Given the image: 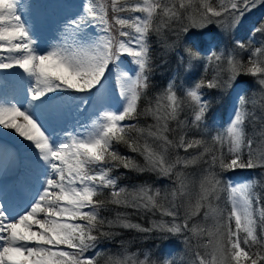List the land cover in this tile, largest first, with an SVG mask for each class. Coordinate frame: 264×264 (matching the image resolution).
<instances>
[{
	"label": "snow or ice",
	"instance_id": "snow-or-ice-1",
	"mask_svg": "<svg viewBox=\"0 0 264 264\" xmlns=\"http://www.w3.org/2000/svg\"><path fill=\"white\" fill-rule=\"evenodd\" d=\"M254 7L256 0H84L62 18L59 41L41 48L38 32L19 14L18 0H0V72L26 81L27 101V107L21 100L0 102V131L13 130L29 142L36 184L22 197L23 207L0 192V264H99V252L85 253L100 238H112L114 228L183 235L189 264H264V193L253 190L260 181L225 184L220 177L238 168L264 169V42L254 46L257 35L264 41V21L253 26L247 43L235 39L231 49L208 50L207 56L196 37L189 39L193 29L212 24L235 29ZM153 32L165 39L172 32L174 43H183L181 64L190 69L204 60V72L212 69L215 75L202 76L183 98L173 78L141 108L149 88ZM240 52L249 53L246 60ZM126 60L132 67L125 68ZM241 75L255 79L259 99L238 92L227 126L213 134L205 123L210 103L202 89L231 87ZM110 79L111 90L105 85ZM64 107L78 115L92 109L95 119L90 127L81 124V131L57 136L41 116L47 113L55 123V113ZM186 107L191 118L181 119ZM141 118L152 123L140 125ZM248 124L259 127V146L246 133ZM191 130L207 132L211 144L203 135L190 137ZM118 145L143 157V164L121 154ZM121 167L167 177L172 187H118L113 171ZM196 168L198 177L189 171ZM105 190L108 196L102 198ZM108 205L158 212L171 221L146 228L126 219V213L107 219L101 213ZM105 264H177V258L173 252L143 259L133 253L109 256Z\"/></svg>",
	"mask_w": 264,
	"mask_h": 264
},
{
	"label": "trees",
	"instance_id": "trees-1",
	"mask_svg": "<svg viewBox=\"0 0 264 264\" xmlns=\"http://www.w3.org/2000/svg\"><path fill=\"white\" fill-rule=\"evenodd\" d=\"M110 2V0H106ZM218 3L219 0H214ZM261 9L264 14V3L256 0V7L251 8L250 11H246L241 23L235 27V29H224L219 25L212 24L205 28L203 31L193 29L191 31L189 39L191 37H196L201 49H205L203 55L207 56L208 50H224L231 49L234 44L235 39H244L247 43V38L251 35V30L254 25H258L260 16L257 13H253L254 10ZM122 16L129 15H141L139 13H121ZM112 13L109 9V19H111ZM264 21V20H262ZM127 30V29H126ZM183 36L180 40L183 41ZM176 41V36L172 32L166 33L165 37H157L156 33L153 32L149 37L150 44V64L151 70L149 73V88L147 90V95L141 100V108H143L146 102L156 96L158 93L162 92L166 87L169 80L173 78L176 79L177 84V94L184 97V92L186 88L194 85L202 76L211 78L215 75V71L210 69L207 73L204 72V60L193 62V66L188 69L184 64H181L178 54L180 49L183 47V43H174ZM262 41L261 37L257 35L255 37L254 46H259ZM171 44L172 48H168L165 45ZM248 52H240V58L246 60ZM125 68H130L132 65L126 60L124 62ZM223 79H227L224 75ZM110 82L111 79L109 80ZM109 83V82H108ZM257 89L256 97L259 99V86L255 79L251 76L241 75L238 77L237 81L231 86H225L219 89H202L204 96L203 98L210 103V109L206 115L205 123L208 124L209 130L215 131L222 130L229 121V113L232 108V102L234 95L239 90H245V94L248 96H253V90ZM255 91V90H254ZM255 93V92H254ZM259 105H257V108ZM251 108V105H249ZM185 115L191 118V109L186 107L184 113L181 114V119H184ZM133 123H135L133 121ZM146 123H152L151 118H141L139 121L140 125ZM175 122H171V127H175ZM259 127L248 124L246 126V133L248 136L256 137V145H260L261 138L259 137ZM188 135L190 137L203 138L206 139L209 144L211 140L207 135V132L201 133L196 130H191ZM170 138H172L170 136ZM117 150L126 156L132 157L137 160L138 163L143 164V157L139 156L137 153L131 152L123 145H118ZM202 150V149H201ZM191 151V150H190ZM226 151V150H225ZM175 155V153H173ZM179 155L183 156L185 153L180 150ZM244 159H247V150H245ZM189 171L196 174L198 177L200 173V168L190 169ZM238 174H247L246 178H253L254 175L257 176L260 183L254 187L258 188L261 193H264V169L262 168H238L232 171H224L220 173V177L224 183H229L231 179L238 176ZM113 176L117 177L118 187H123L128 190L136 189L140 186H150L153 189L170 190L172 187L171 181L167 177L159 176L152 172L139 173L132 170H127L124 168H119L113 171ZM253 189V190H254ZM109 190H105L104 197L108 196ZM226 198L222 196V203ZM117 212L126 213V219L133 223H138L143 227H151L154 221H159L161 219L165 221H171L170 217H161L157 212L155 214L151 212H138L135 209L117 207L113 205H108L105 210L102 211L101 215L107 219H114ZM208 225L212 224L209 220ZM107 230V229H106ZM116 234L112 238H100L97 242L95 249H90L86 256H96L99 252V256H96L99 264H105V261L109 256L112 257H123L126 254H135L138 259H143L145 254H149L152 258H156L161 255H167L169 252H173L176 256L180 254V245H182L184 236L183 235H171V234H161L159 232L142 233L136 230H128L123 228H114ZM164 235L166 238H161ZM180 237V238H179ZM184 246V244H183ZM182 246V247H183ZM191 256V253H190ZM177 262L180 261L179 257Z\"/></svg>",
	"mask_w": 264,
	"mask_h": 264
},
{
	"label": "rangeland",
	"instance_id": "rangeland-1",
	"mask_svg": "<svg viewBox=\"0 0 264 264\" xmlns=\"http://www.w3.org/2000/svg\"><path fill=\"white\" fill-rule=\"evenodd\" d=\"M31 1L32 0H18L19 14L24 20L28 21L29 24L32 25L38 32L41 48L54 45L59 41L60 37L63 34L62 18L68 15L70 12L76 11L77 6H79L81 3L84 2V0H41L39 7L35 6L37 10L33 11L32 8H30ZM259 2H261V0H259ZM253 13H257L260 16L261 21L264 20V14L261 11V9H256L253 11ZM1 73L5 74V72H1ZM7 74L8 75H5L6 76L5 79L4 78L0 79V90L2 88L4 92L6 91L11 93L9 89H10V84H12L14 88L17 87V92L21 93L19 97H24V92L26 89V81H22L19 78V76L11 75L9 73ZM105 85L109 90H111L114 87V81L113 82L105 81ZM254 90L252 95L254 94V92L255 94L257 93V89ZM108 98H109L108 95L104 96L105 100H108ZM235 98H234V102H235ZM114 102H115L114 100L113 102L111 101V103L113 104ZM91 112L92 109H89L87 118H84L82 115H78L75 112H70L67 109V107H64L55 113L57 117L55 123L52 122L51 116L47 113L41 116V120L44 121V125L49 129V131H51V129L55 127L56 135L62 137L65 130L68 132H72L73 130L81 131V127H80L81 124L90 127L92 121L95 119V116H92ZM232 112L233 110L229 113V119L232 115ZM33 156L34 154L32 151L25 150V151H20L19 157L9 155L4 160V165L7 163L6 168H9L10 170L4 173V175H0V184H1L0 192L2 193L7 192L6 194L10 197L14 205H23V202L19 195L16 196L17 187L11 189L9 182H12L14 185H16L17 179L20 180V183H23L25 180H27L30 181L34 187L36 186L35 181L31 179V177H33V174L31 172L30 175L28 176L24 175V177L21 174H17L21 169H25V171L27 172L31 170L32 167L31 160ZM0 159H1V152H0ZM246 175L247 174H238V176L234 177V179H231L230 182L242 183L245 180L250 179V178H246L245 177ZM254 177L257 178L256 175H254ZM254 191L257 193H261L258 190V188H255ZM20 193L23 194L24 197L29 196L28 190L25 187L20 188ZM224 197L226 198V194H223V198ZM183 244L184 242H182V245H180L179 247V250L181 249L180 254L176 256L179 257L180 259V261L177 262V264H189L190 253L186 250L185 244L184 246ZM201 251L203 250L201 249Z\"/></svg>",
	"mask_w": 264,
	"mask_h": 264
},
{
	"label": "bare ground",
	"instance_id": "bare-ground-1",
	"mask_svg": "<svg viewBox=\"0 0 264 264\" xmlns=\"http://www.w3.org/2000/svg\"><path fill=\"white\" fill-rule=\"evenodd\" d=\"M41 0H32L30 3V8L32 10H37L35 6L39 7ZM5 75H8L7 73H1L0 72V79L4 78ZM9 96L5 94L1 88L0 90V102L9 101ZM21 101H24V97L20 98ZM24 103H27L24 101ZM25 107H27V104H25ZM28 141L22 140V138H19L18 135L13 130H3L0 131V152H1V159H0V175L9 171V168H6V165H4V160L9 156H16L19 157L20 151L28 150ZM15 173V172H14Z\"/></svg>",
	"mask_w": 264,
	"mask_h": 264
}]
</instances>
